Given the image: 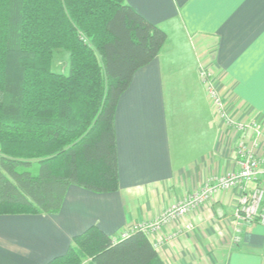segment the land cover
<instances>
[{
    "label": "crops",
    "instance_id": "crops-1",
    "mask_svg": "<svg viewBox=\"0 0 264 264\" xmlns=\"http://www.w3.org/2000/svg\"><path fill=\"white\" fill-rule=\"evenodd\" d=\"M125 4L167 40L116 107L118 191L95 194L71 186L58 214L0 215V264H47L94 226L118 240L127 227L156 219L200 189L213 173L237 170L200 82V65L215 68L235 108L264 120V0ZM238 198L237 191L220 192L209 208L162 227L155 237L162 262L264 264L263 224L245 225L240 242L232 241ZM186 222L192 230L173 237Z\"/></svg>",
    "mask_w": 264,
    "mask_h": 264
},
{
    "label": "trees",
    "instance_id": "trees-1",
    "mask_svg": "<svg viewBox=\"0 0 264 264\" xmlns=\"http://www.w3.org/2000/svg\"><path fill=\"white\" fill-rule=\"evenodd\" d=\"M166 40L125 0H0V215L58 214L71 186L118 191L116 107ZM73 242L47 264H164L140 232Z\"/></svg>",
    "mask_w": 264,
    "mask_h": 264
},
{
    "label": "built area",
    "instance_id": "built-area-1",
    "mask_svg": "<svg viewBox=\"0 0 264 264\" xmlns=\"http://www.w3.org/2000/svg\"><path fill=\"white\" fill-rule=\"evenodd\" d=\"M199 79L212 106L214 117L221 125V135L229 139L228 152L233 153L237 170L224 174L213 173L206 178L200 189L173 203L156 219L127 227L118 240L138 232L144 233L156 250L161 241L155 242V237L162 227L179 223L188 214L203 207L209 208L218 194L225 191H237L239 194L234 212V244L240 242V234L245 225H264V120L254 116L246 117V111L235 108L228 101L215 68L200 65ZM191 230L192 225L186 222L172 236L178 237L183 231Z\"/></svg>",
    "mask_w": 264,
    "mask_h": 264
},
{
    "label": "rangeland",
    "instance_id": "rangeland-1",
    "mask_svg": "<svg viewBox=\"0 0 264 264\" xmlns=\"http://www.w3.org/2000/svg\"><path fill=\"white\" fill-rule=\"evenodd\" d=\"M52 70L58 74H69L70 70V54L66 50L54 51L52 60Z\"/></svg>",
    "mask_w": 264,
    "mask_h": 264
}]
</instances>
